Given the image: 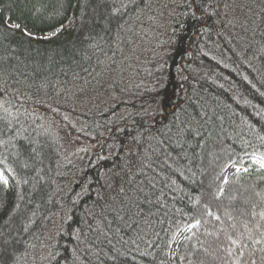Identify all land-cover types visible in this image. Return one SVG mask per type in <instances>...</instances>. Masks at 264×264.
I'll list each match as a JSON object with an SVG mask.
<instances>
[{
    "label": "trees",
    "instance_id": "1",
    "mask_svg": "<svg viewBox=\"0 0 264 264\" xmlns=\"http://www.w3.org/2000/svg\"><path fill=\"white\" fill-rule=\"evenodd\" d=\"M193 10L0 0V231L17 264H264V0Z\"/></svg>",
    "mask_w": 264,
    "mask_h": 264
},
{
    "label": "snow or ice",
    "instance_id": "2",
    "mask_svg": "<svg viewBox=\"0 0 264 264\" xmlns=\"http://www.w3.org/2000/svg\"><path fill=\"white\" fill-rule=\"evenodd\" d=\"M188 6L190 8H194V10L192 11L191 15L193 17L194 20L199 21L200 17H198L196 15V12L199 10L200 7V0H188ZM112 14L116 15L121 11V8L118 7H113L112 8ZM204 11L207 12V6H204ZM13 27L15 28H20V24H15L13 25ZM63 27V26H62ZM61 29H57V32H59ZM25 35H30L29 33L25 32ZM49 35H55V33H50ZM47 37H45L46 39ZM5 111H7V109H5ZM9 127H11V125L9 124ZM8 143V141L5 140H0V145L2 144H6ZM31 152L36 153V148L32 147L31 148ZM38 154V153H37ZM259 162H260V167L264 168V156H261L259 158ZM0 165H2L3 167H0V184H2L5 188L9 187V176L12 175L14 177V170L13 168L7 163L6 158L4 159H0ZM25 168L29 167V165L27 163H25L23 165ZM39 171V170H38ZM240 169L237 168V172H239ZM244 171H247V169H244ZM7 173V174H6ZM225 179V183H227V177L224 178ZM19 183V181H18ZM23 183H27V181H23ZM223 192V188H221L220 193ZM220 193H218L217 195L219 196ZM257 196H261L262 194L257 192L256 193ZM20 199L22 200L23 197L21 196ZM17 208H19V204H17L15 206V208L13 209V211H15ZM208 215H212L211 210L208 211ZM256 213H253V216H255ZM261 216L262 219H264V212H261L259 214ZM216 220H219L220 217L219 216H215L214 217ZM229 219H231V217H229ZM200 221L197 220L196 221V225H199ZM195 225H189V229H191L192 227H194ZM259 227V225L257 226ZM27 227H25L24 231H27ZM250 238V237H249ZM228 239L230 240L231 244L233 246L239 245L241 243L242 237L241 238H237V239H233L232 236H229ZM10 243H12V241L10 240V238L8 236L5 235L4 232L0 231V264H9V261L12 257H15V260H12V264H17V261L19 260V257L16 256V253L14 250L10 251L9 250V245ZM16 243H18V241H16ZM253 243L255 244H259L261 243L260 240H255L253 241ZM229 255L232 254V250L229 249L228 250ZM240 255H243V252L241 251ZM253 264H255V262L253 261Z\"/></svg>",
    "mask_w": 264,
    "mask_h": 264
},
{
    "label": "rangeland",
    "instance_id": "3",
    "mask_svg": "<svg viewBox=\"0 0 264 264\" xmlns=\"http://www.w3.org/2000/svg\"><path fill=\"white\" fill-rule=\"evenodd\" d=\"M171 1H176V0H171ZM163 8H162V10H161V12H163L164 13V15H165V19L167 18V17H169V15H170V9L171 8H169V4H168V1H163ZM160 12V13H161ZM159 28L161 29V26H162V22L159 20ZM167 25V20H166V22L164 23V25H163V27H162V30L165 28V26ZM27 32L28 33H30V34H32V35H37V36H42V37H46V36H51V35H49L50 33H57V29H54V30H51V31H48V32H44V33H42V34H36V33H34V32H32V31H30V30H27ZM259 158L260 157H254L253 158V160L257 163V164H259L260 165V162H259ZM235 170H237V167H235V166H230V167H228L227 168V170H226V174L227 175H229V174H231L233 171H235ZM183 234V232H181L178 236H177V238H176V241L180 238V236ZM175 241V242H176ZM175 247V243L173 244V248Z\"/></svg>",
    "mask_w": 264,
    "mask_h": 264
}]
</instances>
